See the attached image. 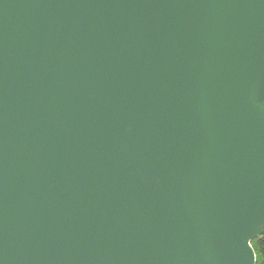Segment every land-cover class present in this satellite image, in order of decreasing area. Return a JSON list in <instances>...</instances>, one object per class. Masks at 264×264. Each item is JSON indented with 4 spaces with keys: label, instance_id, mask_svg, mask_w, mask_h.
<instances>
[{
    "label": "water",
    "instance_id": "1",
    "mask_svg": "<svg viewBox=\"0 0 264 264\" xmlns=\"http://www.w3.org/2000/svg\"><path fill=\"white\" fill-rule=\"evenodd\" d=\"M264 0H0V264H256Z\"/></svg>",
    "mask_w": 264,
    "mask_h": 264
},
{
    "label": "trees",
    "instance_id": "2",
    "mask_svg": "<svg viewBox=\"0 0 264 264\" xmlns=\"http://www.w3.org/2000/svg\"><path fill=\"white\" fill-rule=\"evenodd\" d=\"M256 253V264H264V234L252 240Z\"/></svg>",
    "mask_w": 264,
    "mask_h": 264
}]
</instances>
